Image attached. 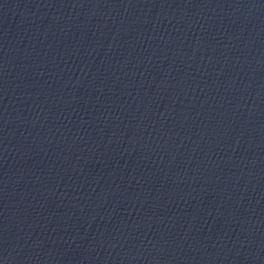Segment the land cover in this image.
<instances>
[{
  "label": "water",
  "instance_id": "obj_1",
  "mask_svg": "<svg viewBox=\"0 0 264 264\" xmlns=\"http://www.w3.org/2000/svg\"><path fill=\"white\" fill-rule=\"evenodd\" d=\"M0 264H264V0H0Z\"/></svg>",
  "mask_w": 264,
  "mask_h": 264
}]
</instances>
